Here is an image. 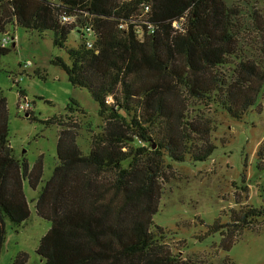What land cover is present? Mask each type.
Segmentation results:
<instances>
[{
    "label": "trees",
    "instance_id": "obj_1",
    "mask_svg": "<svg viewBox=\"0 0 264 264\" xmlns=\"http://www.w3.org/2000/svg\"><path fill=\"white\" fill-rule=\"evenodd\" d=\"M259 1L0 0V34L14 25L51 31L54 46L66 51L70 64L61 58L51 63L72 86L88 90L103 119L88 154L76 143L81 125L70 116L44 122L62 128L58 162L35 202L36 214L51 222L36 249L44 264L206 263L173 254L152 232L162 186L171 178L163 156L177 163L205 162L216 146L209 140L212 122L198 107L219 108L240 120L263 98ZM63 16L72 22L64 23ZM86 28L95 36L90 49ZM73 31L80 35L79 45L66 48ZM8 53L0 46V56ZM1 94L0 254L5 220L19 226L29 217L23 180L36 187L41 178L39 167L29 171L12 155ZM255 169L264 174V142ZM260 218L264 201L260 208L243 207L225 224L216 219L198 241L217 239L228 252Z\"/></svg>",
    "mask_w": 264,
    "mask_h": 264
},
{
    "label": "rangeland",
    "instance_id": "obj_2",
    "mask_svg": "<svg viewBox=\"0 0 264 264\" xmlns=\"http://www.w3.org/2000/svg\"><path fill=\"white\" fill-rule=\"evenodd\" d=\"M257 7L264 14V1ZM6 32L13 40L6 46L9 53L0 56V92L7 104L8 142L19 163L27 164L29 171L39 167L41 178L36 187L23 180L29 217L19 226L5 220L0 264H14L23 256L24 264H44L36 249L51 222L36 214L35 202L58 162L56 145L62 129L44 122L70 116L81 125L76 143L88 154L91 136L102 130L103 119L88 90L72 86L66 73L51 63L61 58L70 64L66 51L54 46L51 31L39 33L14 25ZM79 42L80 35L73 31L65 46L75 49ZM20 91L24 93L22 98ZM25 100L29 109L22 112L19 104ZM69 105L75 110L73 114L67 109ZM198 111L204 114V120L212 122L209 140L216 149L205 162L187 159L177 163L163 156L165 172L171 178L162 186L152 232L173 254L180 252L183 259L192 257L205 264H264V218L245 230L228 252L217 239L198 241L216 219L225 224L243 207L263 206L264 174L255 167L264 142V96L240 120L229 118L215 107L200 105Z\"/></svg>",
    "mask_w": 264,
    "mask_h": 264
},
{
    "label": "built area",
    "instance_id": "obj_3",
    "mask_svg": "<svg viewBox=\"0 0 264 264\" xmlns=\"http://www.w3.org/2000/svg\"><path fill=\"white\" fill-rule=\"evenodd\" d=\"M124 1H131V0H124ZM150 10L149 5H144L143 6V12L147 13ZM62 21L64 23H70L72 22V18L71 17H67V16H63L62 17ZM176 28H180V26H178V24L174 25ZM86 32V47H88L89 49L92 48L94 41H95V36L94 34L91 32V30H89V28L85 29ZM13 40V38H11L9 36V34L7 32L3 33L2 39L0 40V46L1 47H6L7 44H10L11 41ZM24 68H27V66H24ZM19 108L20 110L23 111H27L29 109V105L28 103H26V100L24 101V104H19Z\"/></svg>",
    "mask_w": 264,
    "mask_h": 264
},
{
    "label": "crops",
    "instance_id": "obj_4",
    "mask_svg": "<svg viewBox=\"0 0 264 264\" xmlns=\"http://www.w3.org/2000/svg\"><path fill=\"white\" fill-rule=\"evenodd\" d=\"M12 46L14 47V44Z\"/></svg>",
    "mask_w": 264,
    "mask_h": 264
},
{
    "label": "water",
    "instance_id": "obj_5",
    "mask_svg": "<svg viewBox=\"0 0 264 264\" xmlns=\"http://www.w3.org/2000/svg\"><path fill=\"white\" fill-rule=\"evenodd\" d=\"M153 148H155V147L153 146Z\"/></svg>",
    "mask_w": 264,
    "mask_h": 264
}]
</instances>
